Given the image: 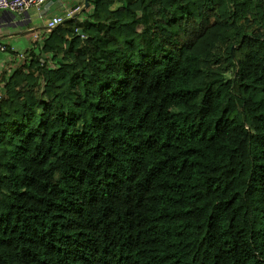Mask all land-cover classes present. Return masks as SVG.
I'll list each match as a JSON object with an SVG mask.
<instances>
[{
	"label": "trees",
	"instance_id": "1",
	"mask_svg": "<svg viewBox=\"0 0 264 264\" xmlns=\"http://www.w3.org/2000/svg\"><path fill=\"white\" fill-rule=\"evenodd\" d=\"M87 3L3 62L0 264H264V0Z\"/></svg>",
	"mask_w": 264,
	"mask_h": 264
},
{
	"label": "crops",
	"instance_id": "2",
	"mask_svg": "<svg viewBox=\"0 0 264 264\" xmlns=\"http://www.w3.org/2000/svg\"><path fill=\"white\" fill-rule=\"evenodd\" d=\"M83 4L84 0H50L40 9L39 13L42 16L41 20L36 18L37 12L34 14V11L28 12L22 20L15 18L14 15L9 13H0V43L5 45L8 50L11 49L12 53L15 52L17 54H22L29 48L26 47L24 52H19V50L12 48L8 41L16 38L21 39L23 36L31 34L32 43H29L34 47V44L38 42L45 30L46 20H49L56 15H61L64 11L70 10L74 6L80 5L82 9ZM118 7L119 4L114 3L109 8V11H115ZM81 16L84 17L85 15L81 14ZM38 23L40 24L37 26ZM37 30L41 32L34 33ZM11 56L12 54L8 56L7 60H9V62L12 60ZM3 62L5 63L3 59H0V72L2 71Z\"/></svg>",
	"mask_w": 264,
	"mask_h": 264
},
{
	"label": "built area",
	"instance_id": "3",
	"mask_svg": "<svg viewBox=\"0 0 264 264\" xmlns=\"http://www.w3.org/2000/svg\"><path fill=\"white\" fill-rule=\"evenodd\" d=\"M50 0H0V13H9L15 16V18L22 20L25 14L30 11H34V14L37 12L36 18L41 20L42 16L39 13L41 7H43ZM81 12V6H74L70 10L64 11L61 15H56L49 20L45 21V29L50 30L55 28L57 25L61 24L64 20H73L78 19V16ZM28 19V18H26ZM79 31H76L78 35ZM82 37L81 35H78ZM11 51V49L9 50ZM8 52V48L0 43V54L4 55ZM20 59H23L22 54H16Z\"/></svg>",
	"mask_w": 264,
	"mask_h": 264
},
{
	"label": "rangeland",
	"instance_id": "4",
	"mask_svg": "<svg viewBox=\"0 0 264 264\" xmlns=\"http://www.w3.org/2000/svg\"><path fill=\"white\" fill-rule=\"evenodd\" d=\"M39 24L40 23H38L37 26ZM40 32L41 31L37 30L34 33H40ZM16 39L9 40L8 43L10 44V46L12 48L19 50V52H24L26 50L25 49L26 47H28V48H32L33 47V45L30 44V43H32L31 34H28L27 36H23L21 39H17V40ZM232 49H233V47H232ZM216 50L217 51L215 53V58L216 59H219V60H223L222 58L225 57V54H224L225 47L224 46H222V47L221 46H218L216 48ZM13 53H15V52H13ZM15 54H17V53H15ZM9 55H10L9 53H6L4 55H1L0 54V59H3V61H6L8 59V56ZM222 62H224V61H222ZM222 62H220V63L222 64ZM210 66H212V65H210ZM51 68H56V67L54 66V64H51ZM212 68H214V66H212ZM3 72H5V70L0 72V79L2 77V73ZM231 76L232 75H231V70L230 69H228L227 71H225V73H224V77L225 78H230ZM2 91H3V83H1V81H0V97H2V94H1Z\"/></svg>",
	"mask_w": 264,
	"mask_h": 264
},
{
	"label": "water",
	"instance_id": "5",
	"mask_svg": "<svg viewBox=\"0 0 264 264\" xmlns=\"http://www.w3.org/2000/svg\"><path fill=\"white\" fill-rule=\"evenodd\" d=\"M88 0H84V4H83V7H82V9H81V11H83V10H85V9H87L88 8ZM26 15V14H25ZM24 15V16H25ZM24 18V17H23ZM64 21H68V20H64ZM78 35H81V31H79L78 32Z\"/></svg>",
	"mask_w": 264,
	"mask_h": 264
}]
</instances>
